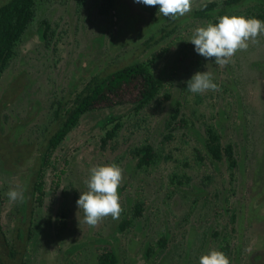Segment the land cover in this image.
Returning <instances> with one entry per match:
<instances>
[{"label":"rangeland","instance_id":"rangeland-1","mask_svg":"<svg viewBox=\"0 0 264 264\" xmlns=\"http://www.w3.org/2000/svg\"><path fill=\"white\" fill-rule=\"evenodd\" d=\"M72 2L36 0V16L19 41L16 56L0 79V92L8 83L22 85L9 108L13 107L30 121L26 126H22V122L14 126L12 121L18 120L15 112L5 121L2 115L7 112L0 111V147H5V154L10 158L17 154L21 138L29 135L28 127L44 120L42 113L51 82L63 84L62 80L69 70L67 64L74 58L67 50L77 54L79 52L73 44L78 45V50L82 48V39L77 36L73 38L70 34L59 33L47 42H41L35 33L43 19L55 31L63 30L68 23L73 26L75 12ZM90 26L97 25L94 23ZM191 36L188 42L184 41L189 46V54L182 53L175 61L179 65L172 90L174 95H178L175 97L180 103V112L186 113L195 130L203 133L207 124H214L222 140L233 144L236 168L229 169L225 162L216 165L218 170L201 166L194 160L193 137L180 139V134L186 133V129L180 130L173 141L164 147V153L171 154V158L163 159V153L157 164L146 170H133V162L126 159L125 149L115 155L112 153L110 161L105 162L111 151L107 147L94 150L98 143L93 137L85 135L92 124L87 119V123L74 132L73 139L68 137L65 140L70 144L62 155L66 156L68 163L63 166L58 163L57 166V171L63 172L58 175L55 174L56 170L45 172L44 198L40 206L35 201L31 203L35 219L32 224L27 225L26 222L22 225L24 232L20 239L13 237L18 225L19 216L15 213L20 201H10L7 193L11 188V176L1 170L0 161V204L5 206L0 217V229L7 241L12 239L15 245L22 247V250L18 248L21 262L94 264L96 254L106 244H86L88 239L101 237L106 238L114 248L120 259L119 264H138L141 252L146 247L157 252L143 264H199L200 257L212 249L224 252L230 264H244L247 257L242 256L245 252L240 250H245V246H242L245 244H248L247 255L252 252L258 255L253 258V264H264V35L257 38L259 43L249 41L248 49L237 51L224 67L216 65L214 59L209 60L196 53L195 46L189 42ZM197 71L211 72L219 90L203 94L184 91L182 84ZM0 100L3 107L4 100ZM172 102H163L162 109L150 105L151 108L146 109L145 124L149 127L151 123L148 120L152 119V123L158 126L157 119H162ZM30 104L31 110L27 112ZM133 119L122 123L117 139L119 142L124 138H129V143L131 139L141 141L146 137L147 133H142L141 129H130V126L134 133L128 131ZM128 122L124 130V123ZM95 133H99L98 130ZM149 133H152L151 137L156 135V132ZM7 162L12 167L11 174L16 172L18 162L11 159ZM109 162L118 164L124 170L123 181L118 188L123 212L119 219L114 220L109 216L96 227H90L84 223L83 210H79L76 201L80 192L87 190L85 181L90 169L111 164ZM206 174H213L212 178H203ZM176 178L182 180L183 185H176ZM16 179V184L23 189L28 185L29 175L16 176ZM202 179L208 183L203 192ZM178 189H188L198 195L188 197L180 191L178 193ZM137 202L143 206L141 219L133 221V225L128 224L124 232H117L114 237L118 223L131 214L130 208ZM232 212L237 215L236 218H230ZM215 226L222 228V231L213 236L209 230ZM165 237L167 244L160 251L156 240ZM2 242L0 240V245ZM221 246L226 248L222 249ZM6 250L0 247V255L4 258L7 256ZM67 250H71V253ZM4 258L3 264L21 263Z\"/></svg>","mask_w":264,"mask_h":264},{"label":"trees","instance_id":"trees-1","mask_svg":"<svg viewBox=\"0 0 264 264\" xmlns=\"http://www.w3.org/2000/svg\"><path fill=\"white\" fill-rule=\"evenodd\" d=\"M72 4L75 12L73 26L68 23L63 30L55 31L51 29L48 21L43 19L35 33L41 42H47L59 33L70 34L73 38L80 37L81 50L73 43L79 53L67 50L74 58L67 64L69 70L62 80L63 84L55 85L51 82L43 115L40 114L44 120L28 127L29 135L21 138L15 157H8L5 147H0L1 170L11 176V188L16 187V176L20 178L29 175L28 185L23 187L25 200L19 203L15 213L19 218L13 237L17 239L23 235L22 225L26 222L27 225L32 224L35 219L34 213L31 212L34 211L31 203L35 201L39 206L42 203L45 172L56 170V175L63 172L57 171V166L68 163L66 156L62 155L70 144L65 140L68 137L73 139L74 132L83 123L86 124L87 119L91 120L92 124L85 135L93 137L98 143L94 150L107 147L108 151H111L105 162L110 161L112 153L115 155L125 149V157L133 162V170H146L157 164V160L165 152L164 147L173 141L174 136L178 135L180 130L186 129V133L180 134V139L189 140L188 136L196 139L192 138L195 146L194 160L205 169L218 170L216 165L221 162H225L229 169L237 166L233 144L222 140L216 125L207 124L204 132L199 133L193 128V124L189 123L186 113L180 112V103L172 90L179 65L175 61L182 53L186 55L190 51L185 42H188L198 25L218 23L217 17L226 14L255 17L264 21V0H191V11L175 20L159 14L158 5L147 6L134 0H73ZM35 16L36 0H0V79L16 56L19 41ZM94 23L97 26H90ZM187 81L182 84L184 91L188 90ZM228 84L230 83L226 85ZM21 86L8 83L0 92V99L5 103L3 107L0 105V111L7 112L2 117L8 121L10 114L15 112L18 120L12 121L14 126H19L21 122L22 126H26L30 122L13 107L9 108ZM225 89L228 91L226 87ZM166 100H172L173 105L162 115L161 120L157 119L158 126L154 121L152 123L151 119L148 120L151 123L148 127L145 124L146 109L151 108L150 105L162 109V103ZM29 106L27 112L31 110L32 105ZM132 117L134 119L132 125L128 126V131L134 133L130 129H141L142 133H147L146 137L141 141L131 139L129 143V138H124L119 142L117 139L123 127L122 123L132 120ZM128 124L129 122L124 123V130ZM97 130L99 133H95ZM149 132H156V135L151 137L152 133ZM170 156L171 154L164 153L163 159H169ZM9 159L18 162L13 174L10 170L12 167L7 162ZM212 175L206 174L202 177L210 180ZM13 176L15 178H12ZM202 181L203 192L208 183L203 179ZM174 183L183 185L182 180L177 178ZM179 191L188 197L198 195L188 189ZM142 209L141 203L134 204L130 208L131 214L118 223L114 237L117 232H124L128 224L133 225V221L140 220ZM4 211L5 206L0 204L1 218ZM61 215L64 218L63 212ZM234 216L232 212L230 218ZM26 231L28 232V229ZM6 238L0 229V240L3 241L0 247L7 249L6 259L0 255V264L4 263L3 258L21 262L18 258L21 254L18 251L22 250V247L15 245L12 239L7 241ZM98 242H104L106 245L96 254L94 264H119L120 259L116 251L106 238L88 239L86 246ZM156 242L159 250L167 244L166 237L157 238ZM67 251L71 253V250ZM156 252L157 250L146 247L141 252L138 264H143Z\"/></svg>","mask_w":264,"mask_h":264},{"label":"clouds","instance_id":"clouds-1","mask_svg":"<svg viewBox=\"0 0 264 264\" xmlns=\"http://www.w3.org/2000/svg\"><path fill=\"white\" fill-rule=\"evenodd\" d=\"M147 6H159V14L175 20L191 11V0H134ZM218 23L209 22L194 29L191 42L202 57L212 60L220 67L226 66L240 50H247L249 41L264 35V21L255 17L226 14L217 17ZM187 88L193 94L218 91L219 86L209 71H197L187 81ZM123 169L116 163L94 166L85 181L87 190L80 192L76 204L84 213V223L96 227L104 218L119 219L123 208L120 204L118 188L123 181ZM24 189L19 185L10 188L7 195L12 202L25 200ZM199 264H230L227 255L212 249L200 257Z\"/></svg>","mask_w":264,"mask_h":264},{"label":"flooded vegetation","instance_id":"flooded-vegetation-1","mask_svg":"<svg viewBox=\"0 0 264 264\" xmlns=\"http://www.w3.org/2000/svg\"><path fill=\"white\" fill-rule=\"evenodd\" d=\"M179 192V189L177 190ZM208 210V209H207ZM212 213V212H211ZM214 218L216 216L212 215ZM237 215H235L233 218H236ZM210 228V227H209ZM210 233L213 235V236H216L220 231H222V228L219 229V227L215 226L213 229H210L209 230ZM208 232V231H207ZM223 235V234H222ZM248 244H245V245H242V246H245V250H240V251H244L245 253L242 254V256H244L245 258L247 257V260H246V263L244 264H253V262H255V260L253 259L255 256H258L256 252H252L250 253L249 255H247V250H246V247H247ZM222 249L226 248V246H221ZM240 264V263H239Z\"/></svg>","mask_w":264,"mask_h":264}]
</instances>
